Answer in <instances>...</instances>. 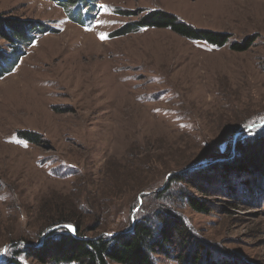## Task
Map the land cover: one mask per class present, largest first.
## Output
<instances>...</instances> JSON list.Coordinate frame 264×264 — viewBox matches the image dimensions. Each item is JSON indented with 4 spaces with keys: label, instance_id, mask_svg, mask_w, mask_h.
Masks as SVG:
<instances>
[{
    "label": "rangeland",
    "instance_id": "obj_1",
    "mask_svg": "<svg viewBox=\"0 0 264 264\" xmlns=\"http://www.w3.org/2000/svg\"><path fill=\"white\" fill-rule=\"evenodd\" d=\"M96 2L94 18L78 23L53 0H0V17L56 30L0 77V264H55L31 251L47 231L111 236L140 218L159 224L163 208L191 236L153 264H184L190 250L201 264H264V174L243 152L224 156L237 132L264 134V0ZM155 9L228 42L168 28L110 37ZM244 39L253 40L245 51L230 49ZM11 47L0 37L7 58ZM194 163L206 166L189 171Z\"/></svg>",
    "mask_w": 264,
    "mask_h": 264
},
{
    "label": "trees",
    "instance_id": "obj_2",
    "mask_svg": "<svg viewBox=\"0 0 264 264\" xmlns=\"http://www.w3.org/2000/svg\"><path fill=\"white\" fill-rule=\"evenodd\" d=\"M53 1L63 7L64 12L70 19L78 23L92 20L98 8L96 0ZM85 5L86 7H84ZM71 13L73 14L71 15ZM127 14L129 15L130 13L127 12ZM127 14L125 12L123 15L126 16ZM143 28H168L181 37L205 41L209 45L217 47L224 46L230 37L222 32L196 29L187 23L179 21L175 15L160 9L146 11L135 23L131 25L126 23L111 31L109 35L110 37L120 36ZM52 30L56 31L47 24L40 25V23H35L32 20L18 21L13 18L0 17V37L11 42V51H13L7 58L3 50H0V77L15 68L18 58L22 56L21 53L25 52L26 48L36 41L38 34L51 32ZM252 41L251 39H244L242 42H232L229 47L235 51H245ZM15 47H18V49H15ZM5 58L7 59L5 60ZM19 134L22 139L28 142L40 143V136L37 133L22 131ZM230 149L231 147L227 148V152L224 155L226 161L234 157V155H232L233 157L230 155ZM235 150L243 152L247 155L246 158L249 156L250 159L251 157L256 159L257 167L260 169L261 174H264V134L255 139L238 137ZM225 160H213L214 162H208L207 164L212 165L225 162ZM202 166L206 165L204 163H194L188 170H197L202 168ZM244 166L243 164L242 167ZM174 177L182 179L179 174L172 176V178ZM247 184H249L248 181L243 183V185ZM182 197L195 211L204 212L207 210L204 201L195 198L189 193H183ZM158 223L152 224L147 219L140 218L126 231L117 232L111 236L93 238L82 237L80 228H77L78 232L75 236L67 230H61V233H57V235L55 231H51V234L46 236L35 250L30 249L35 257L43 263L48 261L55 264H153V255L162 254L169 256L180 240L188 241L191 236L180 217L175 212L171 213L165 208L160 212ZM28 247H25V249L28 250ZM195 255L190 250L183 259L184 264H201L200 258L196 253ZM2 264L21 263L12 257Z\"/></svg>",
    "mask_w": 264,
    "mask_h": 264
},
{
    "label": "water",
    "instance_id": "obj_3",
    "mask_svg": "<svg viewBox=\"0 0 264 264\" xmlns=\"http://www.w3.org/2000/svg\"><path fill=\"white\" fill-rule=\"evenodd\" d=\"M243 133V131H239V132H237L236 134H235V136H234V141H233V144L231 145V146H229V147H231V155H233V153L232 152H234L235 151V146H236V140H237V138L241 135ZM228 147V148H229ZM222 160V159H221ZM215 161V160H214ZM213 161V162H214ZM216 161H219V159H217ZM212 163V162H211ZM55 229V228H54ZM54 229H51V230H49V231H47L48 233L49 232H51L52 230H54ZM71 233H72V235H76V233H75V230L73 231V230H71Z\"/></svg>",
    "mask_w": 264,
    "mask_h": 264
},
{
    "label": "snow or ice",
    "instance_id": "obj_4",
    "mask_svg": "<svg viewBox=\"0 0 264 264\" xmlns=\"http://www.w3.org/2000/svg\"><path fill=\"white\" fill-rule=\"evenodd\" d=\"M103 38V37H102ZM26 146V145H25ZM66 227H68L69 229H71V230H75L74 228H72V226L71 225H68V226H66Z\"/></svg>",
    "mask_w": 264,
    "mask_h": 264
},
{
    "label": "bare ground",
    "instance_id": "obj_5",
    "mask_svg": "<svg viewBox=\"0 0 264 264\" xmlns=\"http://www.w3.org/2000/svg\"><path fill=\"white\" fill-rule=\"evenodd\" d=\"M114 49H115V48H114ZM116 55H117V54H116ZM120 66H121V65H120ZM24 71H25V70H24ZM24 71H23V72H24ZM28 80H29V79H28ZM48 82H49V80H48ZM27 83H28V82H27ZM3 92H4V91H3ZM11 107H12V106H11ZM17 111H18V110H17Z\"/></svg>",
    "mask_w": 264,
    "mask_h": 264
}]
</instances>
